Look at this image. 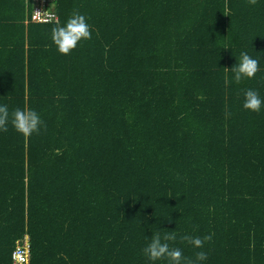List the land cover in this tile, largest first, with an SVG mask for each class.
Returning <instances> with one entry per match:
<instances>
[{
  "label": "trees",
  "instance_id": "obj_1",
  "mask_svg": "<svg viewBox=\"0 0 264 264\" xmlns=\"http://www.w3.org/2000/svg\"><path fill=\"white\" fill-rule=\"evenodd\" d=\"M37 1L0 0V106L43 121L0 131V264L26 234L31 264H153L157 231L181 264H264V105L243 108L264 100V0H53L91 30L69 55ZM241 52L260 70L237 84Z\"/></svg>",
  "mask_w": 264,
  "mask_h": 264
},
{
  "label": "clouds",
  "instance_id": "obj_2",
  "mask_svg": "<svg viewBox=\"0 0 264 264\" xmlns=\"http://www.w3.org/2000/svg\"><path fill=\"white\" fill-rule=\"evenodd\" d=\"M250 5H256L258 0H247ZM55 21V17H48L45 22ZM91 39V30L84 15L78 11H74L66 24L60 25L56 21V26L51 30V40L56 46L58 52L62 55H69L76 49L78 44L84 40ZM260 70L259 60L252 58L247 52H241L239 61L230 70L233 74L234 81L239 84L244 79H253ZM229 69L225 68L227 73ZM225 86H229L232 80L225 75ZM264 100L261 99L256 90L247 89L244 93L243 108L252 112L259 113ZM11 122L15 130L21 134L25 139L30 138L34 133L39 134L40 126L43 121L39 114L31 109L25 107L24 109L17 108L11 113V120L9 110L6 105L0 106V131H8V123ZM213 234L201 237H193L184 235L181 237L182 241H186L196 249L203 248L205 242H211ZM176 234L166 233L161 236L157 231L151 237L150 243L143 249L144 255L155 264L156 261L167 260L168 264H181L184 260L182 250L179 248H170L168 241H175ZM194 261H188L187 264H198L207 260V253L198 251L195 254Z\"/></svg>",
  "mask_w": 264,
  "mask_h": 264
},
{
  "label": "built area",
  "instance_id": "obj_3",
  "mask_svg": "<svg viewBox=\"0 0 264 264\" xmlns=\"http://www.w3.org/2000/svg\"><path fill=\"white\" fill-rule=\"evenodd\" d=\"M53 0H38L31 15V22L37 24H49L59 21L54 9L50 6ZM48 17H55V21L45 22ZM13 264H31V243L29 235L16 243L12 255Z\"/></svg>",
  "mask_w": 264,
  "mask_h": 264
}]
</instances>
